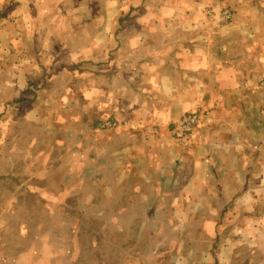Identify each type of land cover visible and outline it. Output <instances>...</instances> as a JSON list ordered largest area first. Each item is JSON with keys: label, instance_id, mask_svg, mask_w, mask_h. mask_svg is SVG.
Instances as JSON below:
<instances>
[{"label": "crops", "instance_id": "crops-1", "mask_svg": "<svg viewBox=\"0 0 264 264\" xmlns=\"http://www.w3.org/2000/svg\"><path fill=\"white\" fill-rule=\"evenodd\" d=\"M0 168L2 227L49 194L54 229L160 216L177 264H264V0H0ZM96 187L88 218L56 199Z\"/></svg>", "mask_w": 264, "mask_h": 264}, {"label": "rangeland", "instance_id": "rangeland-1", "mask_svg": "<svg viewBox=\"0 0 264 264\" xmlns=\"http://www.w3.org/2000/svg\"><path fill=\"white\" fill-rule=\"evenodd\" d=\"M79 101L74 99L73 104L79 106ZM62 138H65V132H62ZM2 170L0 168V174ZM53 178H55L54 175ZM63 178L60 176L58 180L55 179L56 184L62 182ZM51 186H54V184L52 183ZM77 187L79 188L78 185ZM47 188L49 189L50 185ZM90 195L83 194L82 196L73 193L72 196L67 194L57 196L56 199L67 203L68 197L72 198V206L77 209L85 207L87 210L85 216L88 218L94 211L103 210L101 205H107V203L104 204L100 201L103 197L98 192L97 187L95 193ZM51 197L49 194L40 196L41 200L38 204L40 209H32L33 203H31L29 205L23 204V209L17 211L15 216L11 211H1L7 225L5 227L0 226V264H13L15 260V264H32L33 260L36 263V257L34 258L31 254L33 250L35 252L40 250L41 264H55L50 250L51 247L53 251L68 253V257L55 258L56 264H98V262H101V264H177L175 256L179 247L175 250L173 245L169 246L166 242L160 240L163 233L168 231V228L160 227V216L155 219V221H158L159 226L154 225L146 229L147 235L145 238L141 235L142 237H136L134 241L130 242L134 227L128 226V223H130L129 217L123 215L120 222L116 221L113 224V220H108L110 216L108 213L104 216L105 219H99L104 220L99 223H103V225L94 226L92 225L94 223L89 224L91 230L99 232V237L95 239V237L82 234L81 222L83 221L79 215L75 216L74 213L69 216L68 227L58 226L56 229L52 228L50 224L55 213L59 220L65 219L68 214L60 209V207H63L62 205H54ZM32 198L36 202V196H32ZM113 199L120 200L122 196H115L110 201ZM54 208L56 209L54 210ZM71 221L74 223L72 227L70 225ZM123 225L128 228H125L126 231L122 235L124 238L120 239L121 235L115 236L114 231L120 230V226ZM130 228L133 230H130ZM16 236L19 238H16ZM147 239L148 241H144ZM71 240L75 242L72 243ZM111 240H115V243ZM121 240L125 241L119 242ZM38 241H40L39 244ZM16 252L19 253L17 254L18 259H12Z\"/></svg>", "mask_w": 264, "mask_h": 264}, {"label": "built area", "instance_id": "built-area-1", "mask_svg": "<svg viewBox=\"0 0 264 264\" xmlns=\"http://www.w3.org/2000/svg\"><path fill=\"white\" fill-rule=\"evenodd\" d=\"M223 18L226 21L230 20V13L225 11L223 13ZM201 113L199 111H192L184 114L178 123L176 124L175 128L173 129V134L180 143L185 144L189 137L191 136L195 126L200 120ZM115 124L113 122L105 123V127H114Z\"/></svg>", "mask_w": 264, "mask_h": 264}, {"label": "trees", "instance_id": "trees-1", "mask_svg": "<svg viewBox=\"0 0 264 264\" xmlns=\"http://www.w3.org/2000/svg\"><path fill=\"white\" fill-rule=\"evenodd\" d=\"M98 264H101V262H98ZM103 264V263H102Z\"/></svg>", "mask_w": 264, "mask_h": 264}]
</instances>
